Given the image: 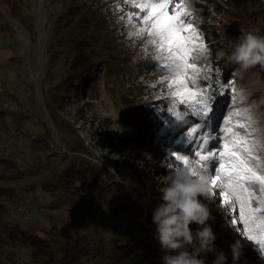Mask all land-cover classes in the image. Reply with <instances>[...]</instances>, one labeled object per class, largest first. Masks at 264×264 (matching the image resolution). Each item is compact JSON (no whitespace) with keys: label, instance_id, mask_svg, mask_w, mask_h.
I'll return each instance as SVG.
<instances>
[{"label":"rangeland","instance_id":"obj_1","mask_svg":"<svg viewBox=\"0 0 264 264\" xmlns=\"http://www.w3.org/2000/svg\"><path fill=\"white\" fill-rule=\"evenodd\" d=\"M220 1L256 13L254 24L264 25V0ZM129 11L138 9L123 0H0V264H37L21 235L12 239L6 232L15 227L48 239L58 253L85 246L84 264H162L160 245L150 236L157 189L183 167L173 154L196 159L195 146L185 135L188 125L156 99L161 70L151 46L128 36L120 17ZM206 49L209 74L215 78L218 69L221 82L233 81L239 93L227 88L218 97L214 127L220 138L212 146L231 143L233 137L219 129L230 127L223 118L240 110L233 122L248 131H234L248 138L258 158L250 164L264 175V70L235 75L234 67L215 64ZM78 54L82 68H89L76 78ZM217 167L210 162L209 174ZM258 201L264 208V192L256 193L254 207ZM204 202L213 208L209 223L228 264L229 245L237 240L243 245L240 264H264V250L243 230L239 203L232 211L218 195ZM258 215L264 220V213ZM252 228L264 237V225ZM212 259L209 253L208 264Z\"/></svg>","mask_w":264,"mask_h":264},{"label":"snow or ice","instance_id":"obj_2","mask_svg":"<svg viewBox=\"0 0 264 264\" xmlns=\"http://www.w3.org/2000/svg\"><path fill=\"white\" fill-rule=\"evenodd\" d=\"M123 2L132 9H138L120 17L128 28V36L144 40L146 45L151 46V58L158 62L161 70L162 79L157 82L161 90L156 99L167 102L166 110L175 121L188 125L185 135L188 142L195 146L196 159L174 153L175 160L183 166L191 161L206 172L211 178V188L219 189L218 193L211 192V196L218 195L226 208L235 211V205L239 203V219L246 226L243 230L247 239L255 241L264 250V237L258 238L252 228L254 223L264 225V220L258 215L264 213V208L258 206L259 201L257 206H253L256 193L264 192V175H260L250 164L251 160L258 158L252 154L248 138L234 131V128L248 131V125L238 120L233 122L232 117H239L240 110L233 109L223 118L224 124L230 127L219 129L233 137L231 143L212 146V142L220 138L216 135L217 127H214L218 97L225 96L227 88H231L236 95L239 93L233 81L221 82L218 69L214 78L209 74L213 72L212 67L205 66L206 45L192 19L194 0H178L175 3L174 0ZM151 87L156 88L157 84ZM231 103L235 105V95L231 97ZM191 118H195L194 123ZM220 148L223 150L220 151ZM241 149L248 154L247 158L241 155ZM212 161L218 162L215 175L209 174Z\"/></svg>","mask_w":264,"mask_h":264},{"label":"clouds","instance_id":"obj_3","mask_svg":"<svg viewBox=\"0 0 264 264\" xmlns=\"http://www.w3.org/2000/svg\"><path fill=\"white\" fill-rule=\"evenodd\" d=\"M230 44L228 51L221 50L217 56L225 67H234L235 75L243 76L257 67L264 70V35L241 28L239 37ZM210 182V176L190 161L157 189L160 203L152 210L151 222L163 253L162 264H208L209 253L214 254L211 264H228L229 257L215 243L217 236L209 223L215 218L204 202L211 196ZM192 225H196L195 231ZM229 247L232 264H240L243 245L237 240ZM260 257L264 260V251Z\"/></svg>","mask_w":264,"mask_h":264},{"label":"trees","instance_id":"obj_4","mask_svg":"<svg viewBox=\"0 0 264 264\" xmlns=\"http://www.w3.org/2000/svg\"><path fill=\"white\" fill-rule=\"evenodd\" d=\"M192 19L204 37L207 48L214 58V63L221 66L223 60L218 58L217 53L221 50L228 51L230 49V41L239 37L241 28L258 31V34L264 35V25L259 26L254 24L256 13L236 11L229 7L227 3H223L220 0H194ZM83 62V57L79 54L73 60L72 68H74L77 74L76 78L83 76L89 68V65L82 68ZM85 170L93 171V169L88 167ZM94 172L97 175L101 173V171ZM99 190L102 191L103 188ZM212 209L211 206L210 211ZM1 210L5 212L3 206H0V227L2 219ZM7 231L10 233L12 239L19 238L18 235H21L22 245L32 249V256L37 264H84L83 258L87 252L85 246L74 249L62 248L58 253L52 242L31 231H22L18 227L9 228ZM2 234L3 230H0V236ZM150 236L154 237L152 234ZM58 255L60 256L58 257Z\"/></svg>","mask_w":264,"mask_h":264},{"label":"bare ground","instance_id":"obj_5","mask_svg":"<svg viewBox=\"0 0 264 264\" xmlns=\"http://www.w3.org/2000/svg\"><path fill=\"white\" fill-rule=\"evenodd\" d=\"M243 232V231H242ZM246 239V237H244Z\"/></svg>","mask_w":264,"mask_h":264}]
</instances>
